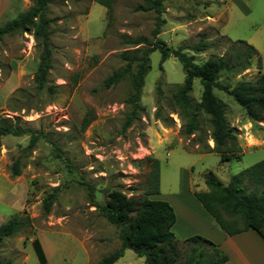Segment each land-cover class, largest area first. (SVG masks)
Returning <instances> with one entry per match:
<instances>
[{
  "label": "rangeland",
  "instance_id": "1",
  "mask_svg": "<svg viewBox=\"0 0 264 264\" xmlns=\"http://www.w3.org/2000/svg\"><path fill=\"white\" fill-rule=\"evenodd\" d=\"M108 2L109 8L95 0H49L51 67L43 89H38L33 79L41 51L40 38L33 28L26 30L30 34L27 53L22 52L24 31L6 35L7 41H0V85L10 72L9 60L1 58L3 49L15 51L18 68L24 69L18 81L12 76L7 83V88L16 86L13 93L8 96L0 93V124L23 125L37 133L31 148H28L29 134L6 135L14 140L16 151L10 161L18 159L19 177L26 182L24 203L21 184L11 187L12 205L16 209L7 208V213L16 216L25 204L22 216L27 221L20 233L0 242L2 263L39 264L30 239L36 237L37 231L51 228L57 231L40 235L49 250L51 264H85L87 254L78 240H86L92 233V217H101L90 201L101 205L110 189L142 197L150 188L149 158L155 157L159 163L158 197L178 208H181L178 193L182 182L188 180L192 194L206 191L205 178L209 172L227 184L233 175L264 159V125L248 122L240 105L215 88L213 93L224 104L227 121L237 136L240 156L221 161L218 153L206 152L213 141L209 118L201 111L197 112L199 129L193 134L184 133L185 119L174 105L172 91L183 82L185 72L173 55L161 61L158 49L149 53V69L140 96L143 109L126 129L122 126L129 111L125 99L130 93V78L110 87L103 84L106 76L125 64L121 53L147 46L145 43L134 46L130 42L137 39L146 43L158 39L174 49L203 39L210 45L206 50L198 53L185 50L196 63H203L211 55H223L229 41L244 40L257 52L251 67L238 75L221 74L219 81L231 86L241 79H255L257 60L264 73V0H163L159 18L154 10L136 9L145 5L144 0ZM23 3L27 9L31 1ZM201 91L200 80L194 78L190 92L194 106ZM83 118L88 120L85 128L81 126ZM245 186L248 191L253 189L249 182ZM0 187L3 191L10 188L3 180ZM259 190L264 192V186ZM3 208L0 203V212ZM181 210L179 224L184 222L182 215L186 219L185 211ZM108 224L116 233L115 226ZM194 224L203 226L199 222ZM172 232L179 242L180 259L192 247L206 253L212 249L206 243H181L185 238L198 234L217 243L198 231L183 238L175 228ZM84 245L90 250L87 240ZM113 245L116 247L117 243L109 242L99 252H91L89 260L96 261L111 252L115 249ZM249 247L257 249L258 257L264 258V246L250 240ZM227 250L232 264H264L255 258L251 262L248 258L236 261L231 244ZM222 252L228 255L225 249Z\"/></svg>",
  "mask_w": 264,
  "mask_h": 264
},
{
  "label": "trees",
  "instance_id": "2",
  "mask_svg": "<svg viewBox=\"0 0 264 264\" xmlns=\"http://www.w3.org/2000/svg\"><path fill=\"white\" fill-rule=\"evenodd\" d=\"M31 4L25 11L19 12L15 17L0 24V41L12 33L26 31L33 28L35 35L40 38V58L34 82L38 89L45 86L48 71L51 67V43L48 26L52 19L47 16L49 0H30ZM109 8L108 0H95ZM163 0H144L145 5H138L137 10H154L157 17L161 12ZM159 18V17H158ZM158 33L157 30L154 34ZM134 46L147 44L146 47H136L132 51H124L121 58L125 64L112 71L103 80L105 87L116 85L126 77L130 78L131 87L125 103L129 106L122 128L130 126L138 113L143 109L140 96L144 85V77L149 69V53L158 49L161 61L173 55L183 65L184 80L176 85L172 91V99L179 114L185 119L183 131L193 134L199 129L197 112L201 111L209 118L210 138L213 146L207 145L206 152H216L221 161H228L231 157H239L241 147L237 143L234 128L229 125L224 104L214 95L213 89L223 91L231 96L242 108L246 118L253 122L264 123V73L260 69L259 61L255 60L257 77L255 79H241L234 85L228 86L219 81L221 74L238 75L251 67L257 56L256 49L244 40L229 41V45L221 56L211 55L203 63H196L185 50L195 53L209 48V43L203 39L190 45H179L170 48L164 41L155 39L146 43L142 39L130 41ZM198 78L202 85L200 98L195 106L191 102L190 92L192 81ZM159 95L160 89L157 86ZM159 109L156 116H159ZM9 119V118H8ZM3 120V119H2ZM88 124L86 118L82 119L81 126ZM12 134H29L28 148H31L36 139V131L22 128L19 125L0 124V136ZM152 170L150 172V188H147L142 197L128 196L119 189H110L107 200L101 205L90 201L106 221L115 226L119 247L102 256L93 264H113L124 250L130 249L144 258L145 264H223L228 256L222 252L211 240L198 234L185 238L181 243L202 244L212 246L209 253L201 248L192 247L183 259L179 258L177 245L179 242L171 230L175 221V213L171 204L161 198L159 194V163L155 158H149ZM20 174L19 161L15 159L11 164V175ZM245 182L253 185L247 190ZM206 191H194V195L204 209L214 218L220 228L228 235H233L247 229H253L264 240V159L254 165L233 175L227 184H223L213 173L206 174ZM27 218L16 215L0 224V242L13 237L26 227ZM36 252L41 261L43 254L39 242L33 240ZM0 264H8L7 262Z\"/></svg>",
  "mask_w": 264,
  "mask_h": 264
},
{
  "label": "crops",
  "instance_id": "3",
  "mask_svg": "<svg viewBox=\"0 0 264 264\" xmlns=\"http://www.w3.org/2000/svg\"><path fill=\"white\" fill-rule=\"evenodd\" d=\"M23 5H24L23 0H0V24L6 20H10L9 18L11 16L15 17L19 12L25 11L26 9L23 8ZM6 41H7V37L4 36L1 43L6 42ZM3 54L4 55H1V58L9 60L8 64L10 66V72L5 82L2 85H0V93H2L3 96H8L12 94L16 88V86H12L11 88L6 87L9 79L12 76H14L16 81H18L19 77H21L24 74V69L18 68L20 65H18L19 63L15 59V55H17L15 51L12 53L11 50L8 51L6 49H3ZM1 109L2 107L0 105V111ZM247 120L248 122H250L248 118ZM256 123H259L262 126L264 125L263 122H256ZM21 126L23 125H20V127ZM6 135H9V134H6ZM6 135L0 136V181L3 180L4 182L8 183L10 188L8 189V191H3L2 188L0 187V203L4 205L3 210L0 212V224H2L3 222L7 221L9 218L12 217L10 216V214H8L9 212L7 213V211H9L7 210V208L16 209V207L12 205V202H13L12 195L13 194L11 192L13 190L11 187L20 186L21 184L22 186L21 199L23 200V203L26 200V192H24V189L26 190V182L21 181V178L19 177L20 174L17 176H12L11 173L8 171V165L11 163L10 157L13 154H15L16 151L14 149L15 148L14 140L7 139ZM210 146L212 147L213 145H210ZM202 153H206V152H202ZM188 184H189L188 180H186V182L185 181L182 182L180 192L178 193L179 201L181 203V208L186 213L185 215L186 219L182 215V219L184 222H181V224H179V220H180L179 212L181 211L180 213L182 214V210L181 208H178V206H175L172 204L173 206L172 205L171 206L173 207L174 213H175V221L173 225L171 226V230L175 228L177 232L180 233L179 234L180 238L187 237L188 235H192V233H194L195 231H198L200 233L201 232L205 233V235L209 236L214 241H217L218 244L215 242L213 243H215L221 251L225 249L228 253L227 247L229 244H231L233 246V255L238 259L236 261H241V262L247 261V258H248V261H250V259L251 261H253V259L255 258L257 262L259 261V259L262 262H264V258L258 257L257 252H256L257 249H254L253 247H249L250 240L257 243L258 246H264V240L258 235V233L254 231L253 229H247V230H244L242 232H239L233 235H227L220 228V226L214 220V218L204 209V207L199 202V200L195 197V195L190 192V188H188L189 187ZM159 194L157 195V198H159L158 197ZM24 205L19 210L18 215L23 214ZM90 221L93 222V225L91 227L93 231L92 233H90L89 237L86 239L89 242L90 250H88L84 245V241L86 240L84 239L82 241L78 240L79 245L84 250V253L87 254V257L85 258V262H84L85 264H93L97 262L102 256L106 255V254L101 255L96 261H90L89 254L91 252L92 253L99 252L102 248H104L107 244H109V242L110 243L113 242L114 244L117 243L116 247L113 245L115 249H117L120 244L118 237H117V231L116 233H113V229H111L112 227L109 226L108 222L106 221L104 217L102 216L97 217L96 215H94ZM197 222L201 223L203 226H198L194 224ZM50 231H57V229H51V228H48L46 230L42 229L36 232V237H34V239L33 238L30 239V243L32 242L31 245L33 246L34 251H36V249L33 245V240H36L39 242V245H40V248L43 254V261H41L37 252H35L37 259L39 261V264H51L52 258L49 256V250H47V247L45 245V240L40 238V235H42L43 233L50 232ZM43 238L47 240L48 244H51L49 243L50 240L46 236L43 235ZM101 239H103L104 242H100ZM53 248H55V246ZM115 249H113L112 251H114ZM227 256L228 258L223 264H232L233 258L230 252L228 253ZM61 260H62V257H61ZM247 263L250 264L249 262ZM113 264H145V262H144L143 257H140L135 253H132L130 249H126L124 250L122 256H120Z\"/></svg>",
  "mask_w": 264,
  "mask_h": 264
},
{
  "label": "built area",
  "instance_id": "4",
  "mask_svg": "<svg viewBox=\"0 0 264 264\" xmlns=\"http://www.w3.org/2000/svg\"><path fill=\"white\" fill-rule=\"evenodd\" d=\"M23 35L25 36V42H24V45H23V49H22V52L23 53H27V50H30V45H29V42H30V34L27 33L26 31L23 32Z\"/></svg>",
  "mask_w": 264,
  "mask_h": 264
}]
</instances>
